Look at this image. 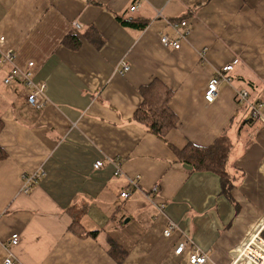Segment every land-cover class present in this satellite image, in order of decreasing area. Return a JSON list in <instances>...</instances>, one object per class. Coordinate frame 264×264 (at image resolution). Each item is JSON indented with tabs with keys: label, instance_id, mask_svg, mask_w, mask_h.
Returning a JSON list of instances; mask_svg holds the SVG:
<instances>
[{
	"label": "crops",
	"instance_id": "1",
	"mask_svg": "<svg viewBox=\"0 0 264 264\" xmlns=\"http://www.w3.org/2000/svg\"><path fill=\"white\" fill-rule=\"evenodd\" d=\"M118 17L143 28L123 27ZM181 20L190 31L181 48L163 47L162 35L176 38L168 22ZM71 33L78 50L63 45ZM2 37L18 66L36 63L47 104L31 108L21 84L4 85L9 69L1 67L0 264L8 256L15 264H118L110 245L127 253L123 264H189L193 245L206 252V264L256 258L264 227V133H257L264 129V0H0ZM235 59L231 82L207 103L208 82ZM124 63L130 69L121 74ZM154 80L172 91L178 119L164 139L134 119L141 89ZM237 90L263 102L251 126H241L250 112ZM222 135L234 143L228 193L219 175L186 169L174 151L209 147ZM39 172L24 194L23 175Z\"/></svg>",
	"mask_w": 264,
	"mask_h": 264
},
{
	"label": "built area",
	"instance_id": "2",
	"mask_svg": "<svg viewBox=\"0 0 264 264\" xmlns=\"http://www.w3.org/2000/svg\"><path fill=\"white\" fill-rule=\"evenodd\" d=\"M137 7L134 5L131 8V11H135ZM168 24L174 29L176 38H170L167 35H162L160 37V42L161 45L165 48H169L172 50H179L181 48L182 41L186 39V37L190 34V31L188 29V22L186 20H181L177 22H168ZM74 30L76 32H80L82 30L81 25L78 22H74ZM5 39L2 37L0 38V43H3ZM0 54H1V60H0V74L2 72V66H8L7 73L3 78V83L6 86H11L13 84L19 83L21 84L25 90H26V102L27 104L35 109V110H41L43 109L46 104H47V96H46V91H47V85L44 82H38L36 81V72H37V65L33 61L27 62V64L24 67H20L17 65V56L16 52L14 49L8 48V49H3L0 46ZM239 64V60L235 59L232 62L226 64L220 69H217L215 71L214 76L210 79L207 85V89L205 92V101L209 104L213 103L219 95V87L222 83H230L232 80L231 73L234 72L235 67ZM130 69L129 65L126 63L123 64V68L120 71L121 74H124L128 72ZM237 100L238 103L241 105L246 106L249 109L250 112V117L252 120H261V114H260V109L263 106L262 102L255 103L251 100V96L247 90H237ZM103 162L98 161L95 163L94 168L96 170L100 169L103 167ZM116 174L119 176H122L123 173L121 170L118 168L116 170ZM44 172H39L35 173L32 175H23V186L21 191L24 194H28L33 186L40 181L43 178ZM138 179H128V182L130 186H133L134 188L138 187ZM153 192H158V188L155 187L153 188ZM129 196V193L124 191L121 193L122 198H127ZM159 210L163 209L162 205H158ZM174 225L171 224L165 231L164 235L165 237H169L171 235V232L174 230ZM254 234V233H253ZM261 234V233H260ZM260 234L256 235H251V237H257V242L258 246L255 248V253L260 261V264H264V240L261 238ZM18 235H14L11 238V243L12 244H17L18 243ZM249 239L246 241V243L240 247L243 248L246 246L247 242ZM188 242L186 241L185 243L180 244L175 253L177 255L183 254V252L186 249ZM239 248V249H240ZM238 249V250H239ZM235 253L237 255L238 253ZM254 252V251H253ZM237 260V258H236ZM252 260V259H251ZM208 261V256L206 252H204L201 248H199L196 245H193L189 254H188V263L189 264H206ZM236 262V261H235ZM4 264H15L12 256H8L6 258ZM244 264H256L252 260L250 263L244 262Z\"/></svg>",
	"mask_w": 264,
	"mask_h": 264
},
{
	"label": "trees",
	"instance_id": "3",
	"mask_svg": "<svg viewBox=\"0 0 264 264\" xmlns=\"http://www.w3.org/2000/svg\"><path fill=\"white\" fill-rule=\"evenodd\" d=\"M118 21L123 27L143 28V25L136 23L133 19L118 17ZM63 45L72 50H78L81 47V40L76 34L71 33L65 37ZM141 94L144 102L134 116L135 121L145 126L149 132L164 139L165 134L175 128L178 122L177 116L169 107V101L173 94L172 91L160 81L154 80L151 84L141 89ZM253 102L259 103L262 101L256 100ZM253 121L249 117L242 122L241 126H251ZM1 128L2 121L0 118V130ZM233 149L234 143L227 135H222L209 147H198L190 144L183 150L174 149V151L182 163L192 167V171L213 172L219 175L223 191L228 193L233 186L230 173ZM5 158L6 153L0 146V160ZM79 225L78 222L75 225L76 232L82 231ZM88 234L96 236L97 232ZM109 252L118 264H123V260L127 254L123 249L117 245H110Z\"/></svg>",
	"mask_w": 264,
	"mask_h": 264
},
{
	"label": "rangeland",
	"instance_id": "4",
	"mask_svg": "<svg viewBox=\"0 0 264 264\" xmlns=\"http://www.w3.org/2000/svg\"><path fill=\"white\" fill-rule=\"evenodd\" d=\"M263 130V131H262ZM257 133H264V129H260V130H258V132ZM262 161H264V160H262ZM246 171V170H245ZM246 173H247V175L249 174L248 173V171H246ZM261 183L264 185V178H262L261 179ZM158 188V187H157ZM246 189H247V185H246ZM159 190V189H158ZM153 191V190H152ZM153 193H155V192H153ZM157 193V192H156ZM158 205V204H157ZM261 234H260V236H261V238L264 240V228H262V230H261V232H260ZM253 235V234H252ZM235 261H236V258H235Z\"/></svg>",
	"mask_w": 264,
	"mask_h": 264
},
{
	"label": "water",
	"instance_id": "5",
	"mask_svg": "<svg viewBox=\"0 0 264 264\" xmlns=\"http://www.w3.org/2000/svg\"><path fill=\"white\" fill-rule=\"evenodd\" d=\"M186 169H188V170H192V167L191 166H189V165H185L184 166ZM127 221H129V220H127ZM264 228V227H263Z\"/></svg>",
	"mask_w": 264,
	"mask_h": 264
},
{
	"label": "bare ground",
	"instance_id": "6",
	"mask_svg": "<svg viewBox=\"0 0 264 264\" xmlns=\"http://www.w3.org/2000/svg\"><path fill=\"white\" fill-rule=\"evenodd\" d=\"M255 257H256V258H253L252 260L256 263L257 260H258V257H257V255H255Z\"/></svg>",
	"mask_w": 264,
	"mask_h": 264
}]
</instances>
